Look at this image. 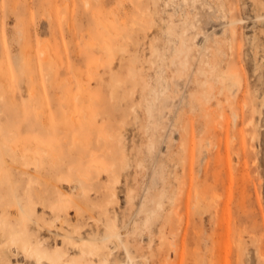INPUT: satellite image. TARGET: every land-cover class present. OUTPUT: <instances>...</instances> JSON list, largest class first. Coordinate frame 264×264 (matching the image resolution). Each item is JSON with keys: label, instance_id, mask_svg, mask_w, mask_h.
<instances>
[{"label": "rangeland", "instance_id": "rangeland-1", "mask_svg": "<svg viewBox=\"0 0 264 264\" xmlns=\"http://www.w3.org/2000/svg\"><path fill=\"white\" fill-rule=\"evenodd\" d=\"M0 58V264H264V0H0Z\"/></svg>", "mask_w": 264, "mask_h": 264}, {"label": "bare ground", "instance_id": "bare-ground-1", "mask_svg": "<svg viewBox=\"0 0 264 264\" xmlns=\"http://www.w3.org/2000/svg\"><path fill=\"white\" fill-rule=\"evenodd\" d=\"M4 1V0H3ZM6 5V4H5ZM5 11H6V9H5ZM7 12V11H6ZM7 14V13H6ZM7 16V15H6ZM26 33V32H25ZM28 34V33H27ZM25 36H26V34H25ZM24 37V36H23ZM26 38V37H25ZM24 38V39H25ZM26 40H28V39H26ZM24 44H25V40H24V42H23ZM38 46H42V44L41 45H38ZM26 46H24V48H25ZM43 48H44V46H42ZM41 47V48H42ZM29 48V47H28ZM40 48V47H39ZM23 49V48H22ZM27 49V48H26ZM30 50V49H29ZM24 51V50H23ZM30 51H33V50H30ZM30 51H28V52H30ZM35 51V50H34ZM38 51H39V49H38ZM25 52H26V50H25ZM40 52H41V49H40ZM45 52V51H44ZM32 54L34 53V52H31ZM24 54V53H23ZM27 53H25V55H26ZM31 54V56H34V55H32ZM40 56V55H39ZM39 56H38V52H37V58H39ZM29 57V56H28ZM32 58V57H31ZM41 58H42V56H41ZM1 59V58H0ZM24 59V58H23ZM25 60H26V58H25ZM40 60H42L43 61V59H40ZM32 61V60H31ZM39 61V60H38ZM3 62H4V60H3ZM24 62V61H23ZM43 62H46V60L45 61H43ZM52 62H54V61H52ZM4 63H7L6 61L4 62ZM3 63V64H4ZM26 63V62H25ZM48 63V62H47ZM0 64L1 65H3L2 64V61H0ZM8 64V63H7ZM27 64V63H26ZM42 64V63H41ZM44 64V63H43ZM49 64H50V62H49ZM54 64V63H53ZM52 64V65H53ZM5 65V64H4ZM10 65V64H9ZM9 65H8V67H9ZM23 65H24V63H23ZM28 65H29V59H28ZM44 66H46V65H44ZM2 67V66H1ZM4 67V69H5V66H3ZM3 67L2 68H0V71H1V69H3ZM8 67H6V68H8ZM11 67V66H10ZM9 67V68H10ZM23 67V66H22ZM42 67H43V65H42ZM47 67V66H46ZM46 67H43V68H46ZM29 68V67H28ZM39 68V67H38ZM42 68V69H43ZM40 69V68H39ZM49 69V68H48ZM7 70V69H6ZM10 70H12V69H10ZM23 70V69H22ZM27 70V69H26ZM44 70V69H43ZM47 70V69H46ZM52 70H54V67L52 68ZM2 72V71H1ZM31 72V71H30ZM49 72H51L50 70H49ZM54 72V71H53ZM38 73H39V71H38ZM43 73V72H42ZM46 73V72H45ZM52 73V72H51ZM2 75H4L5 76V73H1ZM10 75H11V73H9ZM6 76H7V73H6ZM12 76V75H11ZM10 76V77H11ZM3 77V76H2ZM8 77V76H7ZM7 77H5V79L4 80H6V78ZM9 77V80H10V83L12 82L11 81V78ZM13 77H14V75H13ZM2 79V78H1ZM14 80V79H13ZM80 80H82V78L81 77H79V81ZM6 81H8V80H6ZM0 82H2V80H0ZM5 83V82H4ZM8 83V82H7ZM6 83V84H7ZM17 83V82H16ZM15 83V84H16ZM80 85V84H79ZM4 86H6V85H4ZM80 86H82V85H80ZM3 87V86H2ZM14 102V101H13ZM11 103H12V101H11ZM41 137V136H40ZM30 138V137H29ZM28 138V139H29ZM30 142V141H29ZM26 144H28L27 142H26ZM31 143H29V145H30ZM34 144V143H33ZM32 144V145H33ZM38 145H40V144H38ZM28 146V145H27ZM85 146V145H84ZM19 203V202H18ZM22 209V212H23V215L26 217V216H29L30 214H28L29 212L25 209V208H21ZM175 231H176V229H175ZM175 233V232H174ZM174 233L172 232V234H173V236H176V235H174ZM177 234V233H176ZM23 239V238H22ZM21 239V236H19V235H12V240H13V242H17V241H19L20 240V242H21V246H22V248L23 249H25L28 253H29V255H31V256H34L36 259H37V261L39 262V263H41V262H43V260H48V261H50L51 263H54V264H60L61 263V261H62V254H61V252L59 251V249H56L55 250V252L53 253V254H48L47 252H45V251H43V248L41 247V245L40 244H38V243H35V244H33L32 242H30V241H28V240H22ZM84 244H88V246H89V250L86 252V253H84V251H83V253L85 254V256L87 257L88 256V259H91V260H93V257L94 256H96V251H97V249H98V247H97V245L95 244V243H93V242H89V241H84ZM84 248V247H83ZM131 258V257H130ZM102 260L104 261V263L105 264H109V261H108V256H104L103 258H102ZM92 264H94L93 262H92Z\"/></svg>", "mask_w": 264, "mask_h": 264}]
</instances>
